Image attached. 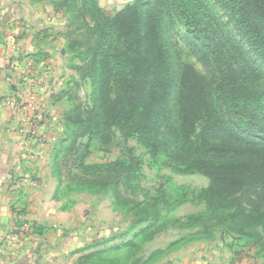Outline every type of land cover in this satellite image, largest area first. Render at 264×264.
<instances>
[{"label": "trees", "instance_id": "1", "mask_svg": "<svg viewBox=\"0 0 264 264\" xmlns=\"http://www.w3.org/2000/svg\"><path fill=\"white\" fill-rule=\"evenodd\" d=\"M55 4L69 13L75 90L89 81L91 94L83 102L71 86L65 91L76 101L63 114L70 132L53 154V174L70 191L107 192L130 219L119 236L132 233L116 246L126 260L91 251L107 241L95 240L78 264H149L153 254L138 252L168 228L195 229L197 240L220 235L231 263L251 250L264 262V0H133L113 15L97 0ZM179 35L205 73L183 59ZM30 56L47 58L40 50ZM116 141L117 159L87 162L96 145L107 150ZM145 155L208 184L196 190L166 177L144 187ZM187 202L205 209L169 218Z\"/></svg>", "mask_w": 264, "mask_h": 264}, {"label": "crops", "instance_id": "2", "mask_svg": "<svg viewBox=\"0 0 264 264\" xmlns=\"http://www.w3.org/2000/svg\"><path fill=\"white\" fill-rule=\"evenodd\" d=\"M58 13L41 4H0V264H78L84 255V242H75L77 233L56 228V202L50 191L44 193L50 182L48 144L56 127V102L77 77L64 64L66 37L57 34L64 26L55 20ZM38 50L47 54L45 60L30 56ZM26 58L33 61L29 68ZM16 88L35 89L38 106L48 112L41 117L26 106L36 122L39 115V138L26 139L17 130L20 113L8 107ZM23 226L26 233L13 237L14 229L17 233ZM231 256L223 245L195 244L174 264H264L247 258L231 263Z\"/></svg>", "mask_w": 264, "mask_h": 264}, {"label": "rangeland", "instance_id": "3", "mask_svg": "<svg viewBox=\"0 0 264 264\" xmlns=\"http://www.w3.org/2000/svg\"><path fill=\"white\" fill-rule=\"evenodd\" d=\"M130 1L133 0H97L99 5L108 15H113L117 10ZM4 2L18 4L19 6L24 5L26 2L32 6L36 4H41L43 7L51 6L56 12H59L56 14L55 20L60 21V23H64L63 29L57 31V34L65 35L69 23V13L64 8L56 6L55 2H57V0H0V4ZM224 20L227 21V18ZM19 26H21V24ZM228 26L230 29H233V25L231 23L228 24ZM180 33L181 35L183 34L181 30ZM33 35L35 36L36 33H33ZM181 35H179L177 39L179 41L183 59L193 63L200 72L205 73V68L195 57L191 48L181 39ZM66 53L68 57H66L64 64L68 68L67 72H70V69L75 71L73 66L77 59L73 58L72 54H69L68 52ZM70 76L71 74H69V77ZM69 86L73 89L71 93L74 94L73 97L76 95V97H79V99L83 102L90 101L91 84L89 81L83 83L82 86L76 90L73 80L69 81ZM69 94L64 93L56 102L57 110L54 113L56 127L52 131L53 137L51 142L48 144L50 148L49 166L51 167V170L50 173L47 172V177L50 182H48L49 186L45 188L44 193L48 195L47 193L50 191L52 194V200L56 202L57 212L60 215L58 216L59 222L56 223V228L66 230L69 233H77L78 235H76L79 237L78 240H75V242H84V246L92 244L95 240L98 242L107 240L103 244L93 247L91 251L99 250L100 254L105 258L121 257L126 260L128 252L123 248H116V246L117 244L131 238L132 233L119 236L121 233L126 231V228L130 223V219L121 210L114 209L112 198L109 194L107 192L93 194L86 190L70 191L65 188L66 182L59 186L58 178L53 174V154L55 150L66 144L65 140L70 132V129L63 123V114L70 109L75 100H72V98L69 97L71 94ZM35 111H38L39 113H37L41 115V117H43V115L47 112L45 109L43 110L42 105L39 106L38 109H35ZM38 116L37 120H39ZM128 144L133 146L137 145V142L135 140H130ZM120 151L121 147L118 145L117 141L107 150L99 149L96 145L93 148L92 154L87 158V162L92 164L113 161L120 156ZM143 152L144 150L141 147H138V153ZM144 157V175L141 182L144 187L150 188L151 190L156 189L161 184H167L166 177H171L174 185L187 186L190 189L199 190L208 184V178L206 176L201 174H178L173 172L170 168L164 166L161 161L154 164L151 162L149 155H145ZM204 209L205 205L203 203L187 202L175 209L170 214L169 218L180 217L190 213H199L204 211ZM27 229V226H23V230H21L26 233ZM15 231L17 230L14 229V233L16 234ZM194 231L195 229L168 228L167 230L160 232L152 240L144 242L142 249L138 252L136 257L148 259L153 254V256L150 257L149 264H174L175 261L180 258L182 253L195 244L198 248L202 244H212L214 246L223 245V247L232 254L231 250L221 241L220 235H217L215 239L197 240L194 239ZM81 232H83V234ZM227 240L230 239L227 238ZM174 242H177V244L171 245ZM253 254L254 250H251L250 256H247L244 259L247 258L253 259V261L259 260L263 262L262 258L255 257ZM131 262L132 260H128L124 263L129 264Z\"/></svg>", "mask_w": 264, "mask_h": 264}, {"label": "built area", "instance_id": "4", "mask_svg": "<svg viewBox=\"0 0 264 264\" xmlns=\"http://www.w3.org/2000/svg\"><path fill=\"white\" fill-rule=\"evenodd\" d=\"M13 50H19L16 46L13 47ZM33 61L29 58L25 59L26 67H31ZM37 92L35 89H19L16 88L13 92L12 97L8 100V107L10 110L14 112H19V122H18V132L24 136L26 139H35L40 136L39 128L37 126V122L30 117V115L25 111L26 106L29 104L34 109H38L39 106L37 104ZM23 230V229H22ZM17 232L13 235V237L17 238L24 235L23 231Z\"/></svg>", "mask_w": 264, "mask_h": 264}]
</instances>
